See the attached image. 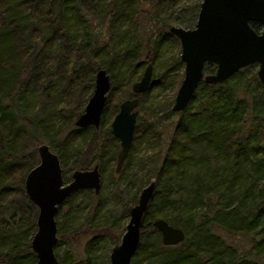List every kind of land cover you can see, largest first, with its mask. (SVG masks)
I'll return each instance as SVG.
<instances>
[{
	"label": "trees",
	"instance_id": "1",
	"mask_svg": "<svg viewBox=\"0 0 264 264\" xmlns=\"http://www.w3.org/2000/svg\"><path fill=\"white\" fill-rule=\"evenodd\" d=\"M148 1L152 20L160 21L151 38L135 37L136 0H0V264H36L29 248L36 208L22 186L25 172L37 162L33 143L44 139L53 148L63 181L69 179L68 164L87 168L97 163L101 178L105 165L115 162L118 149L108 117L121 99L133 96L128 83L142 72L138 73L140 44L145 42L147 63L169 44L175 50L168 66L137 95L138 104L153 83H179L182 62L177 38L168 27H192L198 4L192 9V0L181 5H177L179 0ZM86 12L97 13L96 22L107 28L110 42L104 53H100L98 37L75 36V41L69 35L73 28L87 24ZM123 22L126 30H119ZM250 25L259 28L256 22ZM251 65L219 83L199 81L186 106L175 111L165 145L152 158L153 194L129 264H264V87ZM99 67L110 81L99 125L74 126ZM117 69L126 80V86L119 89ZM213 70V65L203 66L205 73ZM170 106L164 111L174 112ZM144 133L158 134V130L152 122L135 118L121 166L126 165L136 138ZM79 192L95 195L91 189L78 190L62 204ZM156 217L180 227L183 239L162 244L151 224ZM108 228L102 225L91 230L107 233ZM238 234L246 239L242 250L227 239ZM59 235L57 240L62 242L69 237L63 232ZM111 237L115 244L117 236ZM57 259L64 264H92L87 257L70 263ZM96 259L94 264H108L106 250Z\"/></svg>",
	"mask_w": 264,
	"mask_h": 264
},
{
	"label": "water",
	"instance_id": "2",
	"mask_svg": "<svg viewBox=\"0 0 264 264\" xmlns=\"http://www.w3.org/2000/svg\"><path fill=\"white\" fill-rule=\"evenodd\" d=\"M250 22L259 24L255 30ZM168 30L177 38L182 76L176 86L170 109L182 110L199 81L219 83L239 68L256 63V77L264 87V0H200L192 27L169 25ZM213 65L212 72H203V66ZM151 82V64L147 63L139 78L130 84L131 97L118 102L117 110L109 121L111 134L118 141L113 171L118 172L132 141L139 93ZM110 81L106 70L99 67L93 74V86L82 111L74 118L77 127H98ZM264 146V128L262 132ZM37 162L24 174L22 186L36 208L34 230L29 248L36 264H57L54 253L57 241L55 214L62 202L80 189L99 191L101 178L97 163L89 168H73L69 179L63 181L57 154L45 142L36 145ZM154 181L143 185L136 201L128 208V217L119 240L110 247L108 264H129L134 254L140 224L153 194ZM151 224L160 234L164 245L176 244L183 239V230L156 217Z\"/></svg>",
	"mask_w": 264,
	"mask_h": 264
},
{
	"label": "rangeland",
	"instance_id": "3",
	"mask_svg": "<svg viewBox=\"0 0 264 264\" xmlns=\"http://www.w3.org/2000/svg\"><path fill=\"white\" fill-rule=\"evenodd\" d=\"M192 1L194 3L193 9L200 0ZM187 2L189 3L190 0H179L177 5H181L182 3L187 4ZM136 3L137 20L134 29L135 37H154L156 34L155 27L160 21L154 23L152 20L153 12L148 0H136ZM85 18L87 24L83 28H73V31L69 35L75 41L78 39H75V36L98 37L99 46L102 47L100 53H104V50L109 48L110 42L107 28H105L104 23L96 22V18H98L97 13L95 16V14L86 12ZM125 28V23L123 22L119 30ZM140 39L143 40L142 38ZM144 43L140 44L142 49L138 55V60L142 61V65L138 66L139 74L143 66L148 62L146 61L148 53L144 56ZM177 47L179 48L178 41ZM174 50L175 47L169 44L157 52L156 56H154L155 58L150 62L151 80H156L158 75L168 66L166 63ZM102 56L104 57L105 55ZM256 67L257 64L253 65L252 63L251 68L256 69ZM181 70L182 68H180ZM115 72L117 73L115 76L117 89L125 87L126 80L124 81L122 75L118 73V69ZM168 74H172V71H169ZM135 79L137 78L133 77L128 85L130 86L131 82ZM157 83H153L150 86L148 91L142 96V103L137 104L136 118L137 122H152L154 129L158 130V134L144 133L142 136L136 138L126 165H122L118 172L113 171L114 161L108 162L101 171V183L99 191L94 193L95 195L79 192L74 195L69 203H63L58 207L55 214L56 234L59 237L60 232H63L69 236L63 242L57 240L56 246H54V253L59 260L63 259L65 263H70L84 260L87 257L94 264L97 261L96 256L98 257L101 254V250H106L105 260L108 262V252L110 249L108 250L107 246L110 245L111 247L113 245L111 244L113 241L111 235L117 236L116 239L117 241L119 240L128 217V210H125V207L132 205L134 203L132 199H137L140 188L153 179L152 158L157 155V152L162 151L176 118L175 112L167 113L164 111V107L166 105L170 106L172 103L176 86L168 83L162 85ZM110 118L111 116L108 117V119ZM42 141L48 143L44 139ZM37 143H33L31 147L35 148ZM49 147L53 149L50 145ZM91 166L92 164L89 167ZM65 168L67 172H70L73 166L68 164ZM102 225L109 227L107 233L91 230L96 226ZM73 234L76 235L74 238L71 236ZM58 237L57 239H59ZM227 239L240 250L246 246V239L242 234H238L237 236L232 235ZM89 240L90 243L86 247ZM102 256L101 261L105 258L103 254ZM57 264L64 263L58 261Z\"/></svg>",
	"mask_w": 264,
	"mask_h": 264
},
{
	"label": "flooded vegetation",
	"instance_id": "4",
	"mask_svg": "<svg viewBox=\"0 0 264 264\" xmlns=\"http://www.w3.org/2000/svg\"><path fill=\"white\" fill-rule=\"evenodd\" d=\"M71 171V170H70ZM69 174H70V172H69ZM80 190H82V189H80ZM78 191V190H77ZM74 193V192H73Z\"/></svg>",
	"mask_w": 264,
	"mask_h": 264
}]
</instances>
